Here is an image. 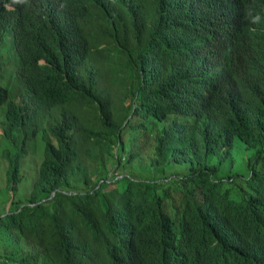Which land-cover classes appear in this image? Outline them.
Listing matches in <instances>:
<instances>
[{"label": "trees", "instance_id": "1", "mask_svg": "<svg viewBox=\"0 0 264 264\" xmlns=\"http://www.w3.org/2000/svg\"><path fill=\"white\" fill-rule=\"evenodd\" d=\"M0 108V264H264V0H0Z\"/></svg>", "mask_w": 264, "mask_h": 264}, {"label": "rangeland", "instance_id": "2", "mask_svg": "<svg viewBox=\"0 0 264 264\" xmlns=\"http://www.w3.org/2000/svg\"><path fill=\"white\" fill-rule=\"evenodd\" d=\"M4 59L6 64H8V58L6 57V54L3 53ZM1 111V108H0ZM1 113H0V118H1ZM42 139L39 137V135H35L34 138H31L27 142V150L20 158V165H19V170L21 173V179L16 185V190L15 194L22 197L23 195L26 194L31 176L34 174L37 163L42 156ZM2 142H7L4 139H0V146L2 147L3 144ZM5 168V161L0 158V210L2 208H5L6 205V191H5V179H4V171Z\"/></svg>", "mask_w": 264, "mask_h": 264}, {"label": "clouds", "instance_id": "3", "mask_svg": "<svg viewBox=\"0 0 264 264\" xmlns=\"http://www.w3.org/2000/svg\"><path fill=\"white\" fill-rule=\"evenodd\" d=\"M5 3V8L10 9L13 7L14 3L17 2V0H3Z\"/></svg>", "mask_w": 264, "mask_h": 264}, {"label": "crops", "instance_id": "4", "mask_svg": "<svg viewBox=\"0 0 264 264\" xmlns=\"http://www.w3.org/2000/svg\"><path fill=\"white\" fill-rule=\"evenodd\" d=\"M7 205H8V200H7V202H6L5 208L7 207Z\"/></svg>", "mask_w": 264, "mask_h": 264}]
</instances>
